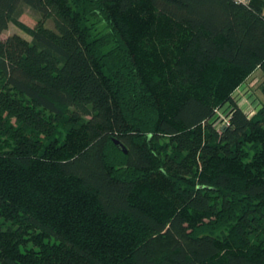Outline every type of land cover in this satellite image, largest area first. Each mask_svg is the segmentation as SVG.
Returning <instances> with one entry per match:
<instances>
[{
	"label": "trees",
	"instance_id": "obj_1",
	"mask_svg": "<svg viewBox=\"0 0 264 264\" xmlns=\"http://www.w3.org/2000/svg\"><path fill=\"white\" fill-rule=\"evenodd\" d=\"M9 23L0 264H264V84L252 116L233 97L264 0H0Z\"/></svg>",
	"mask_w": 264,
	"mask_h": 264
},
{
	"label": "rangeland",
	"instance_id": "obj_2",
	"mask_svg": "<svg viewBox=\"0 0 264 264\" xmlns=\"http://www.w3.org/2000/svg\"><path fill=\"white\" fill-rule=\"evenodd\" d=\"M37 16L33 15L32 12L25 8L23 14L20 16L19 20L25 24L26 26L30 28H34L38 21ZM45 25L51 27V22L46 21ZM12 34H19L25 39L30 40V37L24 33L20 28H18L13 23H9L6 30L2 32L1 39H5L7 36H10ZM264 84V72L256 68L252 74L236 89V91L233 94L234 100L236 101L237 106L242 107L249 115H253L258 111V109L261 107V101H262V93H261V85ZM216 118L214 119V124H222V121L227 118V111L220 109L216 112ZM115 158H119V154L116 150H112L111 152ZM215 216H213L212 222L215 221ZM227 227H221L217 230V232L221 235L227 234L229 231V224L226 223L224 225ZM158 235V234H157ZM159 243H163L162 241H159Z\"/></svg>",
	"mask_w": 264,
	"mask_h": 264
},
{
	"label": "built area",
	"instance_id": "obj_3",
	"mask_svg": "<svg viewBox=\"0 0 264 264\" xmlns=\"http://www.w3.org/2000/svg\"><path fill=\"white\" fill-rule=\"evenodd\" d=\"M237 3H241V4H244V5H248L249 4V0H233ZM228 123V118H226L225 120L222 121V124H227Z\"/></svg>",
	"mask_w": 264,
	"mask_h": 264
},
{
	"label": "water",
	"instance_id": "obj_4",
	"mask_svg": "<svg viewBox=\"0 0 264 264\" xmlns=\"http://www.w3.org/2000/svg\"><path fill=\"white\" fill-rule=\"evenodd\" d=\"M117 144V142H115Z\"/></svg>",
	"mask_w": 264,
	"mask_h": 264
}]
</instances>
